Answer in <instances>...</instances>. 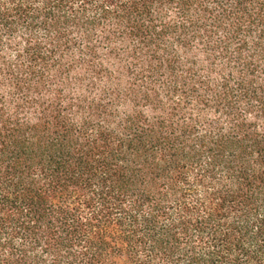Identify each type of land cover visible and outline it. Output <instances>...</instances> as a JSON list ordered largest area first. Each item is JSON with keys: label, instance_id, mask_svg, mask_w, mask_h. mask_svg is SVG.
I'll list each match as a JSON object with an SVG mask.
<instances>
[{"label": "trees", "instance_id": "16d2710c", "mask_svg": "<svg viewBox=\"0 0 264 264\" xmlns=\"http://www.w3.org/2000/svg\"><path fill=\"white\" fill-rule=\"evenodd\" d=\"M0 264H264V0H0Z\"/></svg>", "mask_w": 264, "mask_h": 264}]
</instances>
